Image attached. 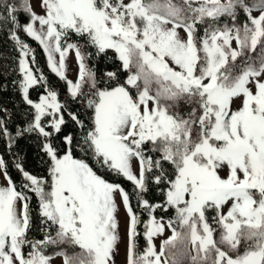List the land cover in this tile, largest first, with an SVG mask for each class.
<instances>
[{"label": "snow or ice", "instance_id": "obj_1", "mask_svg": "<svg viewBox=\"0 0 264 264\" xmlns=\"http://www.w3.org/2000/svg\"><path fill=\"white\" fill-rule=\"evenodd\" d=\"M38 3L41 13L33 0H0V22L11 25L20 53L22 75L14 83L33 110L15 135L0 118V134L9 150L35 134L50 161V180L17 163L18 189L0 157L7 183L0 186V264H52L54 257L63 264H116L122 241L117 196L127 216L126 264H264V0ZM18 30L43 46L48 66L89 123L34 72V49ZM72 35L77 42H69ZM88 47L96 56L111 50L128 73L124 82L111 71L98 78L86 62L93 55ZM69 51L78 62L75 81L66 76ZM36 85L48 89L38 102L30 98ZM182 105L190 110L182 113ZM65 113L80 129L79 139L64 131ZM56 134H62V151ZM76 147L84 157L75 155ZM89 159L131 182L132 192L99 175ZM153 185L162 202L146 198ZM28 191L38 198L42 240L29 236ZM158 209H174L175 217H157ZM69 247L80 251L69 254Z\"/></svg>", "mask_w": 264, "mask_h": 264}, {"label": "trees", "instance_id": "obj_2", "mask_svg": "<svg viewBox=\"0 0 264 264\" xmlns=\"http://www.w3.org/2000/svg\"><path fill=\"white\" fill-rule=\"evenodd\" d=\"M240 18L244 20L243 13H240ZM19 21L21 24L27 22L28 17L25 13H20ZM11 25L6 22H0V109H7V112L0 111V118L4 119L6 126L13 135H15L16 129L18 126L23 127L26 124L27 119H31V112L33 111L30 106L26 105L22 100V93L19 91L18 84L14 83L19 81L21 75L18 70V60H19V49L16 47L15 41L10 38L9 29ZM202 34V33H201ZM18 35L21 40L29 44L32 49H34V55L36 58V63L31 64L34 72L36 69L40 71L37 72V75L43 74L46 78L47 85L51 89L55 90L58 93V100L62 104H66L69 111L81 113L80 118L85 120L86 123H89L87 115H85V109L82 104L78 101H73L71 96L67 91V85L64 80H61L55 73H53L48 66L47 57L43 51L42 45L38 41H35L32 37L28 36L23 30H18ZM78 38L75 35L71 36L69 42H77ZM83 44V41H79ZM88 52L93 53L91 57L87 59V64L92 68L96 73L98 78H104L106 72H116L119 82L123 83L127 77V72L122 69L120 61L115 58L114 53L109 50L107 55L96 56L95 49L88 47ZM113 85L115 81H111ZM47 88L41 85H36L30 89V98L34 102L39 100V96L47 93ZM133 94L135 90L131 89ZM28 114L27 116L25 114ZM90 115V110L88 112ZM65 119L68 121L67 126L64 131H71L77 139L80 138V129L68 118L67 113H65ZM54 143L63 150V140L62 134H56ZM75 155L77 157H84V154L79 150L78 147L74 149ZM0 157H2L7 164L8 174L11 176L13 182L17 185V188H20L23 177L20 171L17 170L16 164L20 163L25 171H28L30 174L37 177H45L50 180L48 173L49 167V157L45 155L41 148V139H38L35 134H26L25 136L18 138L16 142L12 145L9 150L7 144V138L0 134ZM89 163L93 164L98 174L103 176L106 180L112 183H119L126 191L132 192V184L126 179L117 176L111 172L106 171L103 168H100L98 165H95L94 161L89 159ZM165 167L171 170L169 165ZM27 195L30 197V212L32 217V227L29 232V236L33 239H43L44 233L40 229L42 225L40 224L39 216V203L38 198L31 191L27 192ZM146 198L152 202H162L164 197L153 185L151 190L146 194ZM133 208L138 213L141 211L137 207V202L135 196H132L131 199ZM157 217L163 216L165 220L175 217V210L169 209L167 212L162 210L156 211ZM209 216L212 215V212L208 213ZM141 219L146 220L147 214L141 213ZM138 230L141 232L140 237L138 238V244L145 243L143 233V224L138 226ZM55 232L53 230L52 235Z\"/></svg>", "mask_w": 264, "mask_h": 264}, {"label": "rangeland", "instance_id": "obj_3", "mask_svg": "<svg viewBox=\"0 0 264 264\" xmlns=\"http://www.w3.org/2000/svg\"><path fill=\"white\" fill-rule=\"evenodd\" d=\"M33 6H34V9H35V11L37 13H41V8L39 6L38 0H33ZM258 14H259L258 11H253V15H258ZM239 19H240L241 22H243V20L240 18V16H239ZM221 22L223 23L224 21H221ZM181 35L182 36L184 35L182 31H181ZM233 47H236L235 42H233ZM42 48H43V46H42ZM46 57H47V54H46ZM56 58H57V60L59 59V54H56ZM66 65H67V69H66L67 78L75 81L77 78H74V75H75V72L78 71V62L76 60L74 51H69V54H68V57H67V60H66ZM46 94L47 93L42 94V95H46ZM38 101H36V102H38ZM237 104H238V102H237ZM180 110H181L182 113H186L190 109H189V107L187 105H182ZM133 166H134V168L136 167L135 161L133 162ZM0 186H7V183H6V180L4 179L2 171H0ZM117 204L119 206L117 215H118V219L120 221V234H121V237H122V241L119 244V254L115 257V261H116V264H123L124 262H122V261H123V258L125 256V253H126V247H125V243H126L125 242V235H126V233H125V224L127 223V216H126L125 209L122 208L123 205L122 206L120 205L119 196H117ZM224 211L225 212L227 211V207H225ZM212 215H214V213H212ZM166 235H171V231L168 230ZM34 240H41V239H34ZM156 243H157V247H158L159 243H160V238L156 239ZM145 244H146V242L143 243V244L142 243L138 244V247H139V249L141 251L145 247ZM56 250L58 251L59 249H56ZM46 251H47V254L51 255L52 252H53V248L49 247ZM66 251H68L69 254H73L74 252H79L80 250H79L78 247L77 248L69 247V248L66 249ZM56 260H60V257H54L53 261H52V264H59V261H56Z\"/></svg>", "mask_w": 264, "mask_h": 264}, {"label": "crops", "instance_id": "obj_4", "mask_svg": "<svg viewBox=\"0 0 264 264\" xmlns=\"http://www.w3.org/2000/svg\"><path fill=\"white\" fill-rule=\"evenodd\" d=\"M77 74H78V71L75 72V75H74V78H77ZM120 205L122 206L123 204L120 202ZM121 208V207H120ZM124 209V206L122 207ZM126 228H127V223L125 224V233H126ZM125 242H127V237L125 235ZM125 247H126V243H125ZM56 261H59V264H63V258L60 257V260H56ZM124 262L123 264H126V253H125V256L123 258V261Z\"/></svg>", "mask_w": 264, "mask_h": 264}]
</instances>
